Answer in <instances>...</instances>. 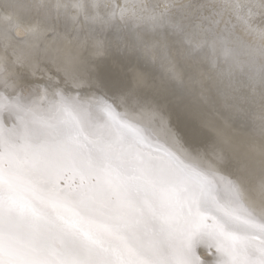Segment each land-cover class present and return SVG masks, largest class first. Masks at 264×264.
<instances>
[{
  "label": "snow or ice",
  "instance_id": "1",
  "mask_svg": "<svg viewBox=\"0 0 264 264\" xmlns=\"http://www.w3.org/2000/svg\"><path fill=\"white\" fill-rule=\"evenodd\" d=\"M20 7L38 10L41 19L4 16L5 64L18 55L10 53L11 39L26 46L25 66L38 60L53 72L43 83L22 74L0 78V264H264V150L257 211L254 148L213 137L196 122L177 131L167 122L169 106L178 119L191 111L185 81L203 85L205 76L233 101L258 85L264 103V59L257 79L256 50L235 25L217 29L221 21L209 16L194 32L164 14L149 17L175 49L167 79L183 89L177 94L151 78L146 59L97 72L95 61L65 55L57 43L61 25H100L114 30L117 49L142 46L115 13L90 11L106 5L74 3V15L60 0ZM209 7L230 9L248 36H259L264 57V29L253 27L251 6L246 13L239 3ZM119 20L130 18L121 13ZM145 107L147 123L137 118ZM180 139L190 153L172 147Z\"/></svg>",
  "mask_w": 264,
  "mask_h": 264
},
{
  "label": "bare ground",
  "instance_id": "2",
  "mask_svg": "<svg viewBox=\"0 0 264 264\" xmlns=\"http://www.w3.org/2000/svg\"><path fill=\"white\" fill-rule=\"evenodd\" d=\"M61 3L68 5L67 11L71 14L76 13V9L71 5L74 3H84L85 5L97 3L100 7L90 11H99L101 15L111 16L115 13L116 22L121 29L131 33H139L142 37V46L135 51L125 48L121 45L119 49L112 44L114 30L100 25H61L59 27L60 38L58 46L69 58L77 62L87 64L90 60L96 62V71L100 72L116 70L118 65L135 62V57H140L141 62L146 59L151 71V78L159 84L166 85L171 91L182 94L183 89L168 81V72L175 63V49L171 44L169 33L165 29L153 30L149 22V17L164 14L173 20H182L189 28L196 32L198 24H206L204 17H211L220 20L217 29H223L225 23L229 27L235 25V31L245 36L255 48L254 71L259 79V70L261 61L264 57L260 55L262 41L258 35L248 36L243 26L236 20L230 9H221L220 7H209L212 5H221L225 3H239L246 6L243 11H248L247 6H251L253 13L251 19L253 27L258 31L264 29V9L259 7L260 0H60ZM54 4L56 0H0V78L5 75L18 76L24 75L33 83H43L53 70L44 62L34 60L30 66H25L23 52L25 45L16 44L9 39L10 53L14 48L18 55H11L9 62L5 64L3 59L4 52V16L14 17L17 15H26L29 23H37L41 19L38 10H26L21 5ZM203 5L204 7H201ZM123 13L127 21H120L119 17ZM211 56L212 53L210 52ZM216 55H219L217 50ZM200 79V75L197 74ZM204 84L194 83L192 80H186L185 86L190 90V94H185L184 102L187 103L191 111L181 113L177 118V109L175 106L168 108V125L177 131L184 127L186 122L192 121L202 124L206 127L213 137L217 134L230 138L241 149H247L250 146L255 149L253 156L256 161L255 175L250 180L253 197L252 203L257 211H260L261 194L259 191L260 182V154L264 150V103L260 96V88L257 85L255 94H247L244 101H233L224 95L215 86H207V78L203 77ZM81 89L87 87V73L85 72V81L81 84ZM145 95H151L150 91ZM236 104L237 107H233ZM137 118L144 122L151 120V114L147 107L142 113L137 114ZM153 127L158 129V135L161 142H165L166 137L159 126L152 121ZM172 147L181 154H188L192 147L183 139L173 142ZM203 151L204 149L201 148ZM226 174V173H222Z\"/></svg>",
  "mask_w": 264,
  "mask_h": 264
}]
</instances>
